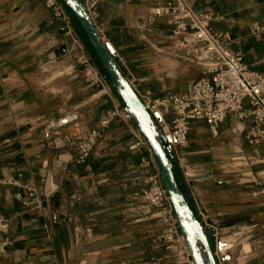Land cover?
<instances>
[{
	"label": "crops",
	"instance_id": "0c3cea01",
	"mask_svg": "<svg viewBox=\"0 0 264 264\" xmlns=\"http://www.w3.org/2000/svg\"><path fill=\"white\" fill-rule=\"evenodd\" d=\"M187 1L213 14L214 31L237 42L232 49L242 53L248 68L264 74V0ZM84 3L101 39L141 91L163 98L190 90L197 65L177 48L169 19L149 23L151 5L145 0ZM62 47L68 52L57 57ZM75 59L45 0H0V213L10 220L12 241L3 262L151 264L164 250L154 243L160 226L140 197L147 175L141 160L150 159V151L130 152L128 125L115 122L108 140L77 163L76 140L123 106L115 92L93 97L97 90L87 87ZM199 69L200 80L205 72ZM251 127V120L233 116L218 129L193 123L191 131L212 134L197 143L189 134L184 163L204 169L198 182L186 184L173 160L194 211L196 202L202 204L222 237L227 264L241 257L240 264H264V140L250 146ZM32 190L43 209L30 205ZM51 213L61 221H51ZM247 239L260 240V256L243 257L252 255L249 246L234 253Z\"/></svg>",
	"mask_w": 264,
	"mask_h": 264
},
{
	"label": "built area",
	"instance_id": "2783aa9c",
	"mask_svg": "<svg viewBox=\"0 0 264 264\" xmlns=\"http://www.w3.org/2000/svg\"><path fill=\"white\" fill-rule=\"evenodd\" d=\"M145 1L151 5L148 22L154 23L160 18L169 19L172 38L177 48L183 52L186 61L196 64L205 72V77L194 82L186 94L163 98L156 97L149 91H141L131 75H126L160 128L167 151L177 163L184 182L191 184L204 178V169L184 163V154L190 148L189 134L194 122L204 121L210 128L218 129L230 116L240 122L251 120L252 127L246 136L247 143L256 146L264 140V74L248 68L242 53L232 49L237 42L234 43L228 36L214 31L212 23L215 17L210 12L196 11L187 0ZM45 5L60 23V31L64 37L71 41L73 53L77 50L81 52V56H76V59L78 58V64L84 68L88 88L97 90L93 97H110V87L107 88L109 81L100 75L92 60L85 55L71 19V12L62 0H45ZM115 122L128 125V132L134 140L128 147L130 152L146 147L151 154L150 159L141 160V167L147 175L146 187L141 191L140 197L151 217L160 226V235L154 243L165 254L164 257H153L151 264H194L163 183L160 168L142 134L133 124L131 115L124 108L108 111L100 117L98 129L86 132L76 140L74 145L77 163H85L94 155L98 142L104 143L108 140V132ZM45 137L50 138V133ZM29 197L31 206L43 209V202L35 190L31 191ZM196 204L197 216L204 230L214 239L217 263L227 264L218 248L222 245V237L209 222L202 204ZM49 219L55 223L61 221L55 213H51ZM72 219L71 216L68 218L69 221ZM9 228L10 220L0 213V264H4L3 258L12 245L8 236Z\"/></svg>",
	"mask_w": 264,
	"mask_h": 264
},
{
	"label": "water",
	"instance_id": "95a60500",
	"mask_svg": "<svg viewBox=\"0 0 264 264\" xmlns=\"http://www.w3.org/2000/svg\"><path fill=\"white\" fill-rule=\"evenodd\" d=\"M79 24L78 32L83 31L90 46L96 53L103 71L122 101L123 108L132 117V122L142 134L152 155L158 164L161 177L173 204L180 230L185 238L194 264H218L214 256V239L204 230L201 220L189 203V196L181 187L173 167L175 163L167 153V145L160 128L153 120L130 80L124 74L113 53L101 39L93 22L92 14L84 0H62ZM68 48L62 47L56 52L57 57L67 54ZM222 245L218 248L221 249Z\"/></svg>",
	"mask_w": 264,
	"mask_h": 264
},
{
	"label": "rangeland",
	"instance_id": "374dc122",
	"mask_svg": "<svg viewBox=\"0 0 264 264\" xmlns=\"http://www.w3.org/2000/svg\"><path fill=\"white\" fill-rule=\"evenodd\" d=\"M78 39H79V42H80V44L82 45V47L84 48V53H85V55L87 56V58H89V59H91L92 60V62L94 63V65L96 66V69L98 70V72L100 73V75L101 76H103L104 77V74H103V72H102V69L100 68V65H99V63H98V61H97V57H96V54L94 53V51H93V49L88 45V44H86L85 45V43H84V36L83 35H81V34H78ZM69 42L71 43V41L69 40ZM72 44V43H71ZM87 46V47H86ZM73 55H75V56H77L78 58L81 56V52L79 51V50H77V51H74V53H73ZM78 58L77 59H75V61L77 62V65H79L78 64ZM188 63H190L189 61H188ZM80 66V65H79ZM200 68V67H199ZM198 68V66L196 67V70H195V72H190V75L191 74H193V75H195V81H198L199 80V77H200V73H201V71H200V69ZM80 71H82V73H83V76H84V80H85V75H84V68L82 67V66H80ZM85 82H86V80H85ZM175 83L177 84L178 83V81H175ZM86 84H87V87H88V83L86 82ZM108 84L109 85H107V88L108 87H110V89L108 90L109 91V93H110V95H112L113 94V92H114V90H113V88H112V86L110 85V83L108 82ZM119 102H121V100H119ZM123 106V105H122ZM123 108V107H122ZM91 111H89V112H86V115H88V114H90L89 116H91ZM206 136V137H205ZM205 138H212V134L208 131V132H206V133H201V132H198V131H194V130H192L191 131V139L193 140V141H195L196 143L197 142H202ZM232 162V160L231 161H229V162H227V163H231ZM217 163H221L220 164V166L219 167H222L223 166V159H221L220 161H218ZM234 163L235 162H232L231 164H233L234 165ZM235 166V165H234ZM260 240L259 239H247V240H245L241 245H238V247L236 248V250L234 251V253L235 254H239L241 251H243L244 250V252H247L248 251V246H249V248H250V250H252V255H246V256H243V257H253V256H260V249H258V248H256V246H258V245H256L257 244V242H259ZM225 242H232L233 243V240L232 239H229V240H227V241H225ZM255 243V244H253L255 247H252V243ZM246 246H247V248H246ZM226 252V251H225ZM225 252H223V244H222V253H225ZM165 255V254H164ZM157 257H160V256H157ZM162 257H164V256H162ZM239 257H241V255L239 256ZM243 262H245V259H242V257H241V261L239 262V263H243Z\"/></svg>",
	"mask_w": 264,
	"mask_h": 264
},
{
	"label": "trees",
	"instance_id": "16d2710c",
	"mask_svg": "<svg viewBox=\"0 0 264 264\" xmlns=\"http://www.w3.org/2000/svg\"><path fill=\"white\" fill-rule=\"evenodd\" d=\"M74 19H75V18H74ZM75 21H76V19H75ZM76 26L79 27V24H78L77 21H76ZM80 34L84 36V43H85V45L88 44V45L90 46V44H89V42H88V39H87L86 35L84 34V32L81 31ZM86 47H87V46H86ZM90 47H91V46H90ZM91 48H92V47H91ZM92 49H93V48H92ZM93 51H94V50H93ZM94 53H95V52H94ZM95 54H96V53H95ZM96 57H97V55H96ZM97 61H98L99 65H100V68L102 69V67H101V63H100L98 57H97ZM102 72H103L104 76L106 77V79H107V80L109 81V83H110V80H109L107 74L103 71V69H102ZM110 84H111V83H110ZM111 86H112V85H111ZM112 88H113V86H112ZM113 90H114V92L116 93V91H115L114 88H113ZM116 95L118 96L117 93H116ZM118 98H119V96H118ZM119 99H120V98H119ZM120 100H121V99H120ZM121 102H122V101H121ZM122 105H123V104H122ZM167 153H168V151H167ZM168 156L171 158V156H170L169 153H168ZM171 161L174 162L172 158H171ZM173 169H174L175 175H176V177H177V180H178L180 186L183 187V185H182V181H181V178H180V176H179V173H178V170H177L176 166H174ZM189 203H190V201H189ZM190 205H191V203H190ZM191 207H192V205H191ZM192 209H193V207H192ZM193 210H194V209H193ZM194 212H195V211H194ZM195 213H196V212H195Z\"/></svg>",
	"mask_w": 264,
	"mask_h": 264
},
{
	"label": "bare ground",
	"instance_id": "6f19581e",
	"mask_svg": "<svg viewBox=\"0 0 264 264\" xmlns=\"http://www.w3.org/2000/svg\"><path fill=\"white\" fill-rule=\"evenodd\" d=\"M221 251H222V247H221ZM223 254V253H222ZM223 256H224V254H223Z\"/></svg>",
	"mask_w": 264,
	"mask_h": 264
}]
</instances>
